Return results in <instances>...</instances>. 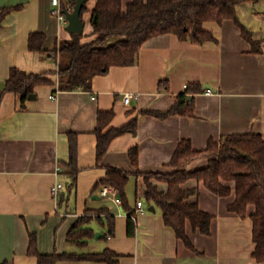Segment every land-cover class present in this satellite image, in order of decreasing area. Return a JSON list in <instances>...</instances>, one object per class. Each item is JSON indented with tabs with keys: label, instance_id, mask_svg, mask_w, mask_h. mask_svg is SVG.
Listing matches in <instances>:
<instances>
[{
	"label": "crops",
	"instance_id": "crops-1",
	"mask_svg": "<svg viewBox=\"0 0 264 264\" xmlns=\"http://www.w3.org/2000/svg\"><path fill=\"white\" fill-rule=\"evenodd\" d=\"M132 1L123 0L124 8ZM63 2L67 7L71 4L70 0ZM94 6L95 0H91L83 15L84 43L95 39ZM9 7L20 8L8 14L0 26V264L7 260L38 264L28 254L33 233L43 254L83 251L68 242V234L88 211L101 208L115 216V234L104 240L108 228L94 218L92 226L103 236L92 239L84 251L111 249L120 256L119 264H264L253 257L251 215L255 206L248 207L245 219L228 210L236 199L233 182L228 183L232 188L228 197L214 194L195 179L183 185L185 190L198 188L200 195L189 202L197 201L214 216L210 235L187 225L195 250L165 224L159 208L149 210L152 206L144 200L142 177L131 176L126 187L129 206L136 211L142 200L145 208L137 216L134 236L128 234V213L117 202L118 192L116 197L104 196L105 188H114L97 187L108 167L132 174L173 172L167 164L182 140H190L193 149L201 151L211 139L219 141L233 134L264 137V0H248L237 9L240 24L260 42L258 52L234 20L208 22L205 28L217 41L197 45L174 34L151 38L134 65L114 66L95 77L90 91L59 88L55 49L73 37L53 15L51 0H0V11ZM33 32L46 35L42 52L29 47ZM14 68L50 83L37 86L36 98L23 102L20 94L6 91ZM189 85H201L205 90L193 93L192 116L163 118L155 114L169 111ZM125 94L139 99L126 105ZM110 111L114 117L104 131L121 130L137 120L136 133L128 131L114 138L98 161L99 113ZM72 134L77 136L79 174L77 186L69 191L66 171ZM135 147L139 152L136 166L130 155ZM207 165L206 158H199L188 170ZM58 182L64 184L59 196L66 195L61 211L52 190ZM158 185L162 191L168 190L166 184Z\"/></svg>",
	"mask_w": 264,
	"mask_h": 264
},
{
	"label": "trees",
	"instance_id": "trees-1",
	"mask_svg": "<svg viewBox=\"0 0 264 264\" xmlns=\"http://www.w3.org/2000/svg\"><path fill=\"white\" fill-rule=\"evenodd\" d=\"M77 1L70 0L69 11L74 10ZM90 1L86 0L82 18L88 11L87 4ZM246 1L248 0H133L125 9L123 0H95V6L91 11L92 35L95 39L90 43H84V33L72 34L71 40L61 42L55 49L59 88L62 91L78 89L90 91L95 77L107 74L114 66L134 65L142 46L149 39L160 35L174 34L182 40H188L197 45L215 42L217 40L213 32L205 28L208 22L222 24L225 20H234L242 28L245 38L252 42L253 50L258 52L260 42L255 41L250 31L239 22L237 9ZM19 8L1 9L0 26L8 14ZM45 40V34L31 33L30 49L42 52ZM47 83L50 82L41 76L14 68L7 82L6 91L20 94L25 102L30 95L35 94L37 86ZM163 87L165 88L164 85ZM204 91L201 85H189L169 111L155 114L163 118L176 114L192 116L194 114L193 93ZM113 117V111L99 113L96 130L98 161L108 152L114 138L128 131L136 133L137 120L121 130L109 128L104 131ZM77 146V136L72 134L70 162L67 164L66 171L70 180L69 191H72L78 182ZM138 153L137 147L130 152L135 166L138 164ZM199 158H206L208 165L202 169L189 171V165ZM167 165L173 169V172L137 171L132 174L108 167L106 177L97 185V187L110 186L117 190L122 207L128 213L129 236H134L136 231V222L133 220L135 211L129 206L126 194V187L131 176L144 179L145 202L160 209L165 224L172 228L177 237L192 250H195V247L187 234V225L190 224L195 231H200L204 235H210L214 216L203 211L197 201L189 202L192 196L200 195V190L198 188L185 190L183 185L195 179L214 194L228 197L232 194V188L228 183L233 182L236 199L229 205L228 210L245 219L248 215V207L255 206L256 210L251 215L255 244L253 257L258 262H264V137L259 133L233 134L219 141L211 139L207 148L201 151L194 150L190 140H182ZM158 183L166 184L168 190L162 191ZM65 196L64 193L58 198L59 211L64 207ZM94 218L108 228L107 234L103 237L104 240L114 236L116 221L110 210L107 208L90 210L78 219L68 234V242L83 251L43 254L39 251L37 235L33 233L30 235L29 256L36 257L38 264H58L59 262L119 264L120 256L111 249L101 252L84 251L90 241L96 238L97 232L92 226ZM2 264H13V262L7 260Z\"/></svg>",
	"mask_w": 264,
	"mask_h": 264
},
{
	"label": "built area",
	"instance_id": "built-area-1",
	"mask_svg": "<svg viewBox=\"0 0 264 264\" xmlns=\"http://www.w3.org/2000/svg\"><path fill=\"white\" fill-rule=\"evenodd\" d=\"M51 4H52L53 15H55L57 17V19L59 20V22L62 25L68 26L69 21H68L67 16H66V11H68V7L65 5L63 0H51ZM186 88H187V86H186ZM190 97H192V95H190ZM52 98L55 99L56 97L52 96ZM138 99H139V96L133 95V94H125L123 97V101L126 105H129L130 103H132L133 101L138 100ZM63 188H64V184L60 183V182L56 183L55 186L53 187V189H52L53 195L55 196V198L57 200H58L59 194ZM102 193L104 196H109V195H112L113 197L117 196V191L115 189H111V188H105ZM117 202H119L120 204L122 203L120 199H118ZM144 210H145L144 202L142 200H139L137 202V210L135 211V215L133 216V220L136 223H137L138 214L140 212H143Z\"/></svg>",
	"mask_w": 264,
	"mask_h": 264
},
{
	"label": "water",
	"instance_id": "water-1",
	"mask_svg": "<svg viewBox=\"0 0 264 264\" xmlns=\"http://www.w3.org/2000/svg\"><path fill=\"white\" fill-rule=\"evenodd\" d=\"M86 3V0H78L77 4L73 11H66V16L69 21L67 26V31L71 34H79L83 33L85 29V22L82 18V10ZM206 88H210L208 85L205 86ZM30 99H35L36 95L32 94L29 96ZM150 211H155V207H150ZM103 234L97 233L96 239L102 237Z\"/></svg>",
	"mask_w": 264,
	"mask_h": 264
},
{
	"label": "rangeland",
	"instance_id": "rangeland-1",
	"mask_svg": "<svg viewBox=\"0 0 264 264\" xmlns=\"http://www.w3.org/2000/svg\"><path fill=\"white\" fill-rule=\"evenodd\" d=\"M90 25V24H89ZM89 28H87V30H88ZM86 37V36H85ZM58 71V70H57ZM58 84H59V77H58Z\"/></svg>",
	"mask_w": 264,
	"mask_h": 264
}]
</instances>
